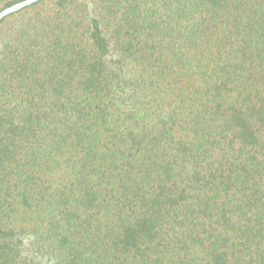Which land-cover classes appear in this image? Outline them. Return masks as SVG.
I'll return each mask as SVG.
<instances>
[{
	"label": "trees",
	"instance_id": "trees-1",
	"mask_svg": "<svg viewBox=\"0 0 264 264\" xmlns=\"http://www.w3.org/2000/svg\"><path fill=\"white\" fill-rule=\"evenodd\" d=\"M0 264H264V0L4 17Z\"/></svg>",
	"mask_w": 264,
	"mask_h": 264
},
{
	"label": "water",
	"instance_id": "water-1",
	"mask_svg": "<svg viewBox=\"0 0 264 264\" xmlns=\"http://www.w3.org/2000/svg\"><path fill=\"white\" fill-rule=\"evenodd\" d=\"M37 1H39V0H22V1L18 2V3H15V4L11 5V6H8V7L4 8V9H2L0 11V21L4 17H6L7 15H9V14H11V13L17 11V10H20V9L26 7V6H29V5L37 2Z\"/></svg>",
	"mask_w": 264,
	"mask_h": 264
}]
</instances>
